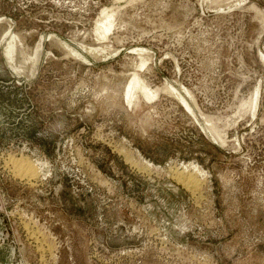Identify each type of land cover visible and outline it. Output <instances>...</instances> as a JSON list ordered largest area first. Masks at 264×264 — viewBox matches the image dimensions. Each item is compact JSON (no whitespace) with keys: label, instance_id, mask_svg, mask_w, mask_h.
<instances>
[{"label":"rangeland","instance_id":"374dc122","mask_svg":"<svg viewBox=\"0 0 264 264\" xmlns=\"http://www.w3.org/2000/svg\"><path fill=\"white\" fill-rule=\"evenodd\" d=\"M0 264H264V0H0Z\"/></svg>","mask_w":264,"mask_h":264},{"label":"bare ground","instance_id":"6f19581e","mask_svg":"<svg viewBox=\"0 0 264 264\" xmlns=\"http://www.w3.org/2000/svg\"><path fill=\"white\" fill-rule=\"evenodd\" d=\"M97 27L99 28V29H102L104 32H108L110 29V21H109V19H108V17H106L105 19H103V20H101L98 24H97ZM136 85H139V82H138V80L134 77L133 79H132V81L130 82V84L128 85V88H127V91H126V95L127 96H129L130 95V92H131V89H133L132 87H135ZM146 91V90H145ZM144 91V92H145ZM149 94V93H148ZM177 94V93H176ZM147 96V95H146ZM148 97V96H147ZM153 97V96H152ZM258 97V91H256L255 93H254V98H253V104H252V106L254 107L255 106V104H256V101H257V98ZM182 103L188 108V105L186 104V102L184 101V100H182ZM14 161V160H13ZM15 163V162H14ZM19 165L16 163V165L18 166V167H22L23 168V166H25V164L22 162V161H20L19 160ZM23 165V166H22ZM27 168H23L21 171L19 170V174L20 175H22V176H25V175H31L32 176V174L34 175V169H31L29 166H26ZM37 172V171H36ZM188 180V179H187Z\"/></svg>","mask_w":264,"mask_h":264}]
</instances>
